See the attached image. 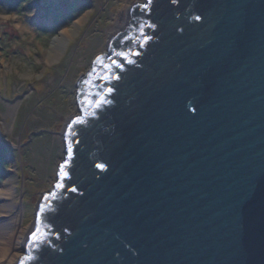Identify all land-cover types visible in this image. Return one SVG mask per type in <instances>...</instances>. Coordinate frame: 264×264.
<instances>
[{"label": "water", "instance_id": "1", "mask_svg": "<svg viewBox=\"0 0 264 264\" xmlns=\"http://www.w3.org/2000/svg\"><path fill=\"white\" fill-rule=\"evenodd\" d=\"M144 3L77 81L17 264H264V0Z\"/></svg>", "mask_w": 264, "mask_h": 264}, {"label": "rangeland", "instance_id": "2", "mask_svg": "<svg viewBox=\"0 0 264 264\" xmlns=\"http://www.w3.org/2000/svg\"><path fill=\"white\" fill-rule=\"evenodd\" d=\"M144 1L0 0V221L30 227L65 155L63 126L80 112L79 77Z\"/></svg>", "mask_w": 264, "mask_h": 264}, {"label": "bare ground", "instance_id": "3", "mask_svg": "<svg viewBox=\"0 0 264 264\" xmlns=\"http://www.w3.org/2000/svg\"><path fill=\"white\" fill-rule=\"evenodd\" d=\"M126 19L127 16L122 22L119 20L116 21L110 29V33L114 32L118 26L119 28L124 27L127 23ZM3 207H5V205H3ZM3 210L4 209H0V216L2 215L1 212H4ZM29 228L27 229L18 225L12 219L4 218L3 221H0V264H17L19 262L22 256V253L20 254L19 250L20 247H23V242Z\"/></svg>", "mask_w": 264, "mask_h": 264}, {"label": "snow or ice", "instance_id": "4", "mask_svg": "<svg viewBox=\"0 0 264 264\" xmlns=\"http://www.w3.org/2000/svg\"><path fill=\"white\" fill-rule=\"evenodd\" d=\"M172 2L173 3H175L176 2V0H172ZM152 3V0H146V3H144L143 5H141V7H143V8H148V6L150 5ZM197 19H199V17H197ZM116 55L117 56H123V54L122 53H116ZM100 58L99 57H97V60H99ZM113 63L115 64V61H113ZM129 63H131V61H129ZM116 67H120V65L119 64H116L115 65ZM109 91H111V89H109ZM103 101H100V103H102ZM79 122V121H78ZM68 154H69V156H71V146H69V148H68ZM65 163H67V162H65ZM64 167H65V164H61L60 165V175H62V176H66L67 174L64 172ZM96 167L97 168H103L104 167V165H102V164H97L96 165ZM59 186V185H58ZM76 189H73V191H75ZM39 235V229L37 228L36 229V231H34V232H32V237H33V241L35 242V239L37 238V236Z\"/></svg>", "mask_w": 264, "mask_h": 264}]
</instances>
